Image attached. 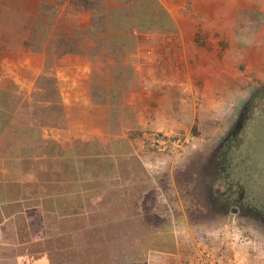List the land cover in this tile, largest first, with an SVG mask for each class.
I'll list each match as a JSON object with an SVG mask.
<instances>
[{
  "label": "rangeland",
  "instance_id": "374dc122",
  "mask_svg": "<svg viewBox=\"0 0 264 264\" xmlns=\"http://www.w3.org/2000/svg\"><path fill=\"white\" fill-rule=\"evenodd\" d=\"M80 1L0 0V113L1 108L12 109L14 103L17 111L30 101L39 110L50 99L57 103L56 81L47 82L55 79L51 68L67 53L77 56L78 51H88L91 59L103 64V93L116 92L120 100L130 93L125 66L120 61L110 65L111 54L103 46L88 49L97 44L90 29L93 14L76 3ZM247 2L251 4L239 7L237 21L246 37L235 39L236 50L250 47L264 29V0ZM134 9L146 19L155 12L149 1ZM145 33L146 40L139 39L141 46L153 45L155 40L148 37L161 35L157 30ZM21 70L22 78H38L32 100H25L16 88ZM250 72L246 67L239 71L246 85L239 86L238 100L225 102L213 112L203 105L204 95L195 94V88L193 94L185 93L191 100L188 105L193 104V97L196 100L197 116H177L171 119L173 123H166L167 128L150 129L142 128L135 112L124 108L122 113L123 102H114L112 107H118L121 116L113 115L109 126H104L102 142L88 137L76 142L79 149L65 158L76 164L80 182L79 186L77 182L66 185L83 192L85 228L79 237L73 233L70 239L85 240L81 248L87 258L103 255L109 263L125 264L127 258L141 263L149 254L156 256L157 250L172 251L178 239L186 264L190 260L193 264L211 260L216 264H264V223L213 209L207 192L210 177L205 174L214 154H221L225 173L214 188L243 192L245 206L264 215V79ZM142 89L146 91L145 86ZM242 115L247 117L242 130L223 148ZM9 136L12 142L14 134ZM72 200L71 207H76L78 198Z\"/></svg>",
  "mask_w": 264,
  "mask_h": 264
},
{
  "label": "crops",
  "instance_id": "0c3cea01",
  "mask_svg": "<svg viewBox=\"0 0 264 264\" xmlns=\"http://www.w3.org/2000/svg\"><path fill=\"white\" fill-rule=\"evenodd\" d=\"M148 1L102 0L107 14L93 17L90 29L97 44L86 46L89 50L103 46L111 54L110 65L120 61L125 66L131 91L121 100L116 92L103 93V64L91 59L88 51H78L77 56L67 53L51 68L55 79L47 82L56 81L57 103L50 99L40 110L32 107V101L18 111L17 103L12 109L1 108L0 264H114L103 255L87 258L81 248L85 240L70 239L73 233L79 237L85 228V209L80 203L83 192L66 185L77 182L79 186L80 182L76 164L65 158L79 149L76 142L87 137L102 142L104 126H109L113 115L120 117L118 112L123 113L124 108L135 112L142 128H167L174 117H195L196 100L193 97V104L188 105L191 100L185 93L190 90L193 94L195 88V94L204 95L203 105L213 112L225 102L238 100L239 86L246 85L239 74L243 67L253 77L264 79V29L254 36L250 47L236 50L234 43L236 38L246 37L237 21L239 7L250 2L153 0V14L168 20L167 26L158 29L138 23L142 14L134 7ZM151 30L161 35L148 37L155 40L153 45L149 41L141 46L139 39L146 40L145 32ZM111 36L114 39L108 41ZM233 54L237 56L231 57ZM22 72L17 73L16 88L25 100H32L38 78H22ZM114 102H123L121 111L112 107ZM9 134H14L12 142ZM71 198H78L76 207H71ZM180 245L176 239L172 251L163 248L141 263L127 258L125 264H186Z\"/></svg>",
  "mask_w": 264,
  "mask_h": 264
},
{
  "label": "flooded vegetation",
  "instance_id": "af4514ba",
  "mask_svg": "<svg viewBox=\"0 0 264 264\" xmlns=\"http://www.w3.org/2000/svg\"><path fill=\"white\" fill-rule=\"evenodd\" d=\"M247 111V110H246ZM247 119V117H244V122ZM232 132V131H231ZM233 140L231 138L227 143H225L223 148L228 146L230 142ZM221 154H214L212 157V160L207 165V172L209 174L210 179L207 183L208 186V197L210 198L211 204L214 206V208L221 212L222 214H235V215H242L246 217H251L254 219H257L259 221H262L264 223V215L260 213L258 210L245 206L244 204V193L240 192H233L230 190H220L215 189L214 185L219 181L221 175L225 173V167L222 166L221 163ZM217 169L219 171H217ZM237 209V212L234 213V210Z\"/></svg>",
  "mask_w": 264,
  "mask_h": 264
},
{
  "label": "trees",
  "instance_id": "16d2710c",
  "mask_svg": "<svg viewBox=\"0 0 264 264\" xmlns=\"http://www.w3.org/2000/svg\"><path fill=\"white\" fill-rule=\"evenodd\" d=\"M101 2H102V0H81L80 2H76V3L79 5H82L86 10L91 11V13L93 14V17L96 18L100 14H107V10ZM150 2L151 3L154 2V4H155V1H153V0H150ZM139 13L141 14V12H139ZM129 19H131V17H129L127 20H129ZM138 23H141L140 27H143V25H147V26L158 28V29H162L164 26H167L168 20H167V18H165L163 16L160 17V15L158 16L157 14L152 13V14L147 16V19L145 18V14H142L141 19L138 20ZM117 26H118V24H117ZM113 39H114V37L111 36V38L108 39V41H112ZM101 40L104 41L102 39V37H101ZM105 42H107L106 39H105ZM205 174H208V172L206 171ZM211 206L213 209H215L212 204H211Z\"/></svg>",
  "mask_w": 264,
  "mask_h": 264
},
{
  "label": "water",
  "instance_id": "95a60500",
  "mask_svg": "<svg viewBox=\"0 0 264 264\" xmlns=\"http://www.w3.org/2000/svg\"><path fill=\"white\" fill-rule=\"evenodd\" d=\"M244 117L245 115H242L237 122L236 127L232 130V132L228 135V137L223 141L222 146L225 145L231 138L236 137L237 134L242 130L244 125ZM237 212V209L234 210V213Z\"/></svg>",
  "mask_w": 264,
  "mask_h": 264
},
{
  "label": "built area",
  "instance_id": "2783aa9c",
  "mask_svg": "<svg viewBox=\"0 0 264 264\" xmlns=\"http://www.w3.org/2000/svg\"><path fill=\"white\" fill-rule=\"evenodd\" d=\"M208 264H216L215 260H211Z\"/></svg>",
  "mask_w": 264,
  "mask_h": 264
}]
</instances>
